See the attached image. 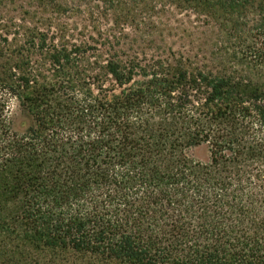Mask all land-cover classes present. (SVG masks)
<instances>
[{"label":"trees","instance_id":"obj_1","mask_svg":"<svg viewBox=\"0 0 264 264\" xmlns=\"http://www.w3.org/2000/svg\"><path fill=\"white\" fill-rule=\"evenodd\" d=\"M87 1L131 19L194 12L264 67V0ZM24 30L0 24V264H264L257 82L184 57L115 49L99 60L97 45ZM203 144L206 163L189 155Z\"/></svg>","mask_w":264,"mask_h":264},{"label":"rangeland","instance_id":"obj_2","mask_svg":"<svg viewBox=\"0 0 264 264\" xmlns=\"http://www.w3.org/2000/svg\"><path fill=\"white\" fill-rule=\"evenodd\" d=\"M70 5L72 11L64 14L43 7L36 0H0V24L14 30L20 26L23 34L27 27H38L54 32L57 37L65 36L73 43L97 45L100 51L92 53L99 60L115 49H122L124 55L136 51L168 59L184 57L213 71H239L264 89V67L243 59L237 51L238 40L231 38L227 28L219 22H206L200 15L176 7H158L152 14L138 13L131 19L119 9L105 14L100 3L87 0H73ZM17 38L20 42L23 36ZM117 40L121 45L112 49L111 41ZM10 117L18 131L28 125L26 112L16 99L11 102ZM189 155L206 163L210 160L209 146L194 147Z\"/></svg>","mask_w":264,"mask_h":264}]
</instances>
